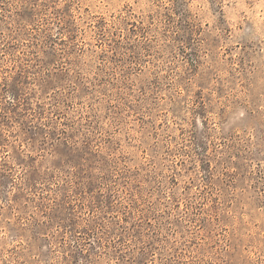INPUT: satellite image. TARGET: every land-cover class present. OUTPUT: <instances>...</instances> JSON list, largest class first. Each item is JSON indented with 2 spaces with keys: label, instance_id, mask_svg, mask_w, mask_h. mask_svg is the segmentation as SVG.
I'll return each instance as SVG.
<instances>
[{
  "label": "rangeland",
  "instance_id": "1",
  "mask_svg": "<svg viewBox=\"0 0 264 264\" xmlns=\"http://www.w3.org/2000/svg\"><path fill=\"white\" fill-rule=\"evenodd\" d=\"M0 264H264V0H0Z\"/></svg>",
  "mask_w": 264,
  "mask_h": 264
}]
</instances>
